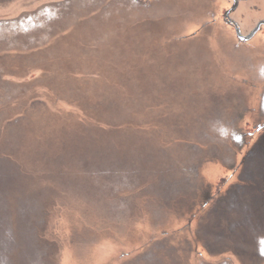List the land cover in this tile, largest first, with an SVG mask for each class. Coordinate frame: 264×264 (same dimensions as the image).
I'll use <instances>...</instances> for the list:
<instances>
[{
  "label": "rangeland",
  "instance_id": "obj_1",
  "mask_svg": "<svg viewBox=\"0 0 264 264\" xmlns=\"http://www.w3.org/2000/svg\"><path fill=\"white\" fill-rule=\"evenodd\" d=\"M203 1L206 0H141L140 2H134V0H0V21L3 22L12 19H29L40 11H68L71 22H76L79 18L78 22L84 21V17L91 19L97 12L104 13L111 10L113 13L109 23L108 21L99 23L95 20L88 22L97 27L95 29L97 31L91 36L78 35L69 39L64 34L56 33L61 29L66 31L69 18L57 25L55 23L53 30L48 29L49 25L46 24L42 26L43 28L26 34L17 35L10 30L5 31L4 36L0 34V43L10 42V47L23 45L26 49H31L30 52L38 57L41 55L46 57L51 52L46 49L52 46L57 38H59L57 40L63 38L57 45V50L64 43L74 44L77 41L80 48L83 46L93 51L94 56L91 58L95 60V63H91L92 66L76 57L68 64H66L67 61L62 62L57 59L59 62L57 61L58 63L54 65L60 69V64L63 63L64 68L60 70L68 71L64 74V78L61 76L58 78L64 79L63 81L69 79L70 82L72 79L76 80L89 68L92 69L87 76L93 77L94 80H91L88 85L84 84L83 88L87 92L93 91L90 95L96 100V106L100 109L94 110L87 107L86 111L94 117H100L103 123H98L84 114L78 107L79 103H75V99L69 104L62 101V96L65 98L66 94L58 90L56 91L59 94H54L45 87L35 86L36 79L50 76L45 69L46 65L21 69L14 78L1 74L0 96L4 94V89L13 90L17 84L29 87V92H26L25 96L11 101L12 106L21 105L23 107L20 112L28 111L30 114L39 110L37 106L30 107L42 101L56 114L73 115L78 126L71 123L69 125L73 129H83L86 126L84 129L88 137L86 142L90 147L100 148L103 151L111 150L117 156L115 160L107 161L108 163L92 158L94 166H99L95 170L89 169L90 171H83L84 168H80L78 164L81 163V157L79 156H74L72 162L69 160L63 162L62 159H46L48 162H45L43 157L52 153L51 149L59 148L58 153L64 154L66 149L63 147V142L68 137L74 139L73 136L78 135L81 130L77 132L52 130L53 128L51 129L44 117L37 115L31 117V121L29 116H26L27 119L24 121L14 122V128L9 125L11 118L3 122V118L0 117V228L10 225L12 218L19 220L16 207L20 204L28 207L29 204H24L26 203L24 201L30 199L32 207H35L34 211L36 210L32 217L33 220L35 219L34 222H37L35 225L37 231L34 233L38 246L40 247L43 242L49 245L47 261L38 259V264H122L140 251L146 253L161 247L170 250L172 249L170 246L179 250L181 264H264L261 257L257 260L248 253H252L251 251L256 248H264V244L258 245L253 242L254 239L242 242L248 252L245 255H238L234 240H230L226 245L217 246L214 244L216 242L202 243L200 236H196V233L200 231L198 227L202 226L203 218L215 209L214 215L217 211H220L217 214L225 211V217L230 224L242 223L243 219L247 220L248 226L253 223L249 228L251 234L253 231L264 230V221L256 218L258 215L255 218H245L246 209L242 208L240 201L236 204L231 198L233 194H242L238 187L245 183L241 180V174L248 167L245 163L249 162L250 158L256 157L258 160L264 158V130L260 132L258 130L260 126L264 127V117L261 119L258 112L259 99L264 93V47L261 44L257 46L258 43L254 46V42L239 47L240 41L233 26L223 19L227 10L233 11L232 19L241 23L243 32L249 33L257 22L264 20V0H237L236 7L232 6L234 0H212L214 3L210 2L207 10L201 9ZM240 1H242L241 4H239ZM209 12H214L216 15L215 25L201 30L213 19ZM195 33L197 37H194ZM52 36L53 40L50 39ZM79 37L83 38L79 40ZM28 38L35 40L29 42ZM66 38L68 39L65 40ZM88 38L97 40L90 41ZM38 45L40 49L34 50ZM44 51L46 53H42ZM24 52L28 51H5L0 55L10 53L17 56L23 53L19 55L22 56L26 55ZM90 55L89 52H85L82 58L89 61ZM48 63V68H52L50 59ZM100 63L101 66H98ZM109 63L111 65L108 66ZM135 65L142 66L143 69L134 72L132 66ZM163 67H166V75L162 72ZM75 68H78L79 75ZM93 71L96 74L92 76ZM57 73H59L58 70ZM158 74L165 75L170 81L176 79L178 83L160 84L157 88L152 87V84L146 85L147 79H152ZM96 79L100 81L99 84H96ZM7 81L10 85L5 83ZM114 83L126 84V87L132 89L135 95L131 99L132 102H123L124 91L120 88L121 92L118 87L112 86ZM98 89V95H95ZM155 89L159 94L154 95L152 99L151 91H156ZM109 90L116 94L108 97ZM172 90L173 93L170 95L169 92ZM142 92L148 93L147 96H141ZM226 98H239L244 102L243 109L247 111L240 120L241 131L237 129L236 123H228V126L222 127L223 130L222 128L213 130L215 125L213 121H219V126H222L227 117L212 118L208 115L212 110L210 107L219 106V112L221 115L224 114V111L229 108L224 106L227 104ZM114 107L124 110L114 116L115 109H112ZM242 107L239 109L242 110ZM229 111L233 112L234 109L229 108ZM22 113L19 114L22 115ZM96 113H100L98 114L100 116ZM19 114L13 115L12 118ZM131 115L142 123H152L158 127H153L155 131H152L153 129L146 128L148 125H139L140 127L135 124L123 125L127 123L125 121ZM39 119L41 121L38 122V127H33L31 122ZM91 125L96 128H92ZM123 130L142 132L146 136L140 152L133 147L130 149L129 160L121 150H117V147L121 149L120 144L124 142L123 139L129 137V134L122 133ZM51 131H54L56 136L52 137ZM237 135L240 138L235 144L233 136L236 138ZM165 140H168L167 145L164 144ZM206 140L213 141L215 144L206 145ZM218 148L222 149L218 150ZM3 151L17 155V158L3 154ZM217 151L221 153L223 160H221L222 157H216L217 159L208 161ZM28 152L36 154L39 158L36 161L26 159ZM143 153H146L145 160H140ZM59 154L54 157L58 158ZM164 155L170 158L167 157V159ZM195 155L198 159L194 160L195 168L191 179L196 183V186L193 185L196 195L192 200L187 196L189 201H184L191 208L179 211V214L165 213L157 221V216L151 210L148 214L144 213L140 200L130 197L131 202L128 206L130 210L125 212L126 215L123 217L124 229L117 228L116 222L111 220V217L114 219L121 217V211L113 208L116 213L112 212L109 206H105L104 202L100 201L102 195H106L104 198L109 197L110 195L107 194H115L126 185V188L135 189L133 192L147 188L155 190L161 185L156 175L169 171L178 178L179 175L181 176L178 170L181 169V164H178L177 158L195 157ZM76 157L79 162H75ZM18 158L28 169L36 170V174L42 167H47V170H52L54 173L61 168V175L65 179L56 174L52 182L62 187L63 191L42 190L37 185L33 191L27 190L26 177L33 174L27 175L20 170ZM137 158L141 166L144 164L148 166L149 173L143 174L139 171L140 165L135 162ZM191 159L193 161V158ZM103 164H108L112 170L101 166ZM128 167L131 171L121 175L123 169ZM165 167L168 169L166 170ZM79 173H81L80 176H78ZM133 174L135 177L129 181L122 178ZM35 177L38 178L34 176V179ZM40 181L41 179H36L37 184H40ZM19 184H26V188H18ZM166 186L171 195L180 189L192 188L187 183L181 184L174 177L168 180ZM258 195L259 205L255 204V209L264 210V199L261 198V194ZM178 200L181 201L174 203L177 204L175 209L182 205L183 199ZM94 201L97 205H94ZM169 202L171 201H164V203ZM202 223L205 224V221ZM223 224L227 222L224 221ZM221 230V228H212L213 240L223 232ZM89 231L93 234L89 235ZM253 237L255 238V235ZM93 239H95L94 242ZM84 242H88V245ZM18 246L14 244L11 247L16 248L14 253L21 255L22 250ZM122 257L123 260H121ZM15 260L20 261L17 257Z\"/></svg>",
  "mask_w": 264,
  "mask_h": 264
},
{
  "label": "crops",
  "instance_id": "obj_2",
  "mask_svg": "<svg viewBox=\"0 0 264 264\" xmlns=\"http://www.w3.org/2000/svg\"><path fill=\"white\" fill-rule=\"evenodd\" d=\"M12 1V0H10ZM137 2V0H134V2ZM3 2V1H2ZM10 3V2H8ZM68 11H46V12H37L34 15L30 16L32 18L29 17L25 18V19H12V20H8V21H0V34H2V36H4V34H6L5 31H9L11 33H16L18 34H26L28 32H32L33 30H37V29H41L43 28L42 26L44 25H49L48 29L50 28L51 30L53 25L56 23H61L64 20H67L68 17ZM111 10L108 12H100V13H94L93 17L90 19L89 17H84V21H79L80 19H76L77 21H67L68 25L66 31H64V29H61L59 31H56V33H61L64 34L66 37H68L69 39H73L74 36H81L83 35L85 37V35L91 36L92 33L96 32L97 30H95L97 27H94L95 25L88 23L91 20H95L98 21L99 23H101L102 21H108L107 23L111 22L110 20L113 18L112 17ZM87 21V22H86ZM55 26V25H54ZM70 29H72L70 31ZM70 31V32H69ZM54 34V33H53ZM58 35V34H57ZM53 36L50 38L52 39ZM62 38V37H61ZM68 38H66L65 40H67ZM83 37H79V40L82 39ZM54 39V38H53ZM52 39V40H53ZM59 39V38H57ZM56 42L48 47L46 50L51 51L48 55H46V57H44L43 55H41L40 57L36 56L35 54H32L33 52H30L31 49H26L25 46L18 45V46H11L10 42H7L5 44L0 43V53L1 52H13V51H28V52H24L26 55H22L19 56L23 53H19L17 56L16 55H10V53H6L4 55H0V76L1 74L3 75H9V78H14L16 77L21 69H25L27 67H31V68H36V67H42L45 66V69H47V72L50 74V76H45L42 78H38L34 81L35 86H42L47 88L49 91L53 92L54 94H59L58 92H61L62 94H66V97L64 98L62 96V101H65L66 103H73V99H75V103H79L78 107L79 109L84 112L85 114V110L87 107H89L90 109H100V107L96 106V100H94V98L92 97L93 91L91 92H87V90H84V84L88 85L90 84L91 80H94L93 77L90 80H87V75L83 76L84 74L80 73V77H77L76 80L73 81V79L70 80L68 79V81H63L64 79L62 78H58V76H61L64 78V74L68 71L66 69L62 70L63 63L60 64V69L57 68V66H55V63H58L60 61H67L66 64L71 62V59H75L79 58L81 61H83L84 63H89L90 66H92L91 63H95V60H93L91 57H93L94 55H92L93 51L92 50H87L85 47L82 46V48L79 47L78 42L75 41L74 44L71 42L70 43H64L63 46L60 47V49H56L57 45L59 43H61V40H57ZM89 39V38H88ZM27 40H29V42L34 41L35 39L32 38H28ZM78 40V41H79ZM90 41L92 40H97L96 38L93 39H89ZM84 41V39L82 40ZM84 43V42H83ZM28 45H32V44H28ZM42 45V44H40ZM40 45H38L37 48H35L34 50H39ZM10 47V48H8ZM85 49V50H84ZM33 50V51H34ZM85 52H89L91 55L89 57V61H86L85 59L82 58V54ZM96 52V51H94ZM29 53V54H28ZM42 53H46L45 51ZM99 55V54H98ZM96 55V56H98ZM36 58H39L38 60H35ZM48 59H50V63L52 64V68H48ZM58 59V60H57ZM100 60V59H99ZM58 61V62H57ZM61 63V62H60ZM111 65V63L108 64V66ZM94 66V65H93ZM101 66V63L98 65ZM30 69V68H29ZM78 68H75L74 70L77 71ZM57 70L59 71V73H57ZM73 71V70H71ZM62 72V73H60ZM78 75H79V71ZM165 75H166V67H163V71H162ZM168 74V73H167ZM164 75V76H165ZM169 75V74H168ZM66 76V75H65ZM158 74V76L152 78V79H147L146 81V85H153L152 87L157 88L160 86V84L165 85V83H178L177 80H172L170 81L168 79V77H164ZM164 77V78H163ZM47 78H49L48 80H50L49 82L47 81ZM98 78V77H96ZM63 83H62V81ZM99 79V78H98ZM96 79V84H99V80ZM101 79V77H100ZM6 84H9L10 82H5ZM4 83V85H6ZM10 85V84H9ZM12 86V85H11ZM13 87V86H12ZM20 87V88H19ZM151 87V86H150ZM98 88V87H97ZM96 88V89H97ZM29 87H24L21 86L19 84H17L13 90L11 89H4V94L2 96H0V104L2 106V109L0 110V117L3 118V122L6 120H9V118H11V122H10V126L15 128V123L17 121H24V119H27V117H22V115H20L22 112L21 111V105H16V106H12L11 105V101L17 100L20 97L25 96L27 93L29 92ZM164 89V88H163ZM58 90V92L56 91ZM148 90V89H147ZM156 91H151L152 93V99L154 97V95L159 94L157 91V89H155ZM86 91V92H85ZM99 89L95 91V95H98ZM170 95L173 93V90L171 92H169ZM167 92V94H169ZM116 93L114 91L109 90L108 91V97H113ZM148 93L142 92L141 96L143 95V97H146ZM262 96V94H261ZM67 98H71L70 100ZM240 98V97H239ZM239 98H226V105L224 106H229V108H233L234 111L230 112L229 108L228 110L224 111V114L221 115V113L219 112V106L217 107H210L212 108L211 113H209L208 115H210L212 118L215 117H219V116H225L226 121L224 122V124L222 126H219L220 123L219 121H213L215 122L214 125V131L218 130V128H224L226 126H228L229 124H238L236 127L239 131L240 130V120L243 117L244 113L247 111L244 108V102L241 101ZM5 99H6V103H5ZM101 99V98H99ZM113 104V103H112ZM111 104V105H112ZM222 104V103H220ZM38 107L39 110L41 111H34L33 113L30 112V114L27 111V116H29L30 121H31V117L33 116H40L41 118L44 117V119L46 120V122L48 123V125L51 127L52 130H66L68 131H73V132H77L78 130H83V129H73L69 123L73 124L74 126H78V122L77 120L73 117V115H59L54 113L53 111H51L47 105L42 102V101H38L36 104L32 105L30 108L33 107ZM243 106V107H242ZM10 107V108H9ZM11 110V108H13ZM110 107V104H109ZM240 107H242V110L239 109ZM9 108V109H8ZM20 108V110L18 109ZM110 109V108H109ZM112 109H115L112 108ZM33 110V109H31ZM35 110V108H34ZM241 110V111H240ZM45 111V112H44ZM258 112H260V118L263 119L264 117V110L262 109L261 106V97L259 99V106H258ZM20 113V114H19ZM15 114H19L17 115L15 118L13 115ZM11 115V116H10ZM48 115V117H46ZM206 115V116H208ZM18 118V119H17ZM16 119V120H15ZM72 122H71V121ZM29 121V119H28ZM41 121V119L37 120V121H32L31 124L33 127L37 126L38 127V122ZM239 122V123H238ZM7 123V122H6ZM7 125V126H9ZM222 128V130H223ZM212 130V131H213ZM211 131V132H212ZM260 132V131H259ZM52 137L56 136L54 131H51ZM74 139L77 140V134H75V136H73ZM72 138V141L74 140ZM25 141V139H24ZM26 142V141H25ZM24 142V143H25ZM209 140H206L205 143H207L206 145H209L210 143H208ZM240 145V144H239ZM199 147V146H198ZM197 149V148H196ZM196 153V151H195ZM167 154V152H166ZM194 154V153H193ZM197 155V154H196ZM194 156H188V157H179L177 158V162L178 164H181V169L179 170V174H181V176L179 175V177L177 178L176 176H174V173H169V171L165 174H158L157 178H159V183H161L160 186H158V188H156L154 190V188L150 189H141L139 192H133L135 189H130V188H126V187H122L120 188L121 190H118L115 192V194H107L110 195L109 197L104 198V196L106 195H102L103 197H101L102 199L100 201H103L105 206H109L110 210H112V212L117 211V209H120L121 211V217H117V218H112L111 220H113L114 222H116L117 224V228H121L124 229L123 226H125V222L123 217L126 215L125 212H128L130 209H128L129 206V202H131V198L133 197L134 199L140 200V204L143 206L142 208H144V213L148 214L150 212V210L153 212V214L155 216H157V221L160 220V217L162 215H164L165 213H172L175 212L177 214H179V211H184L187 210L191 207L188 206L187 203H185L184 201H189V199L187 198V196L192 200V198H194V196L196 195V190L195 187L196 183H194L191 179L192 177V173L194 171V160H197L198 158ZM165 158H170L167 155H164ZM37 155H34V161H36L35 158H37ZM39 158V157H38ZM72 158L73 157H69L66 156V158H58V159H62L63 162L69 160L70 162H72ZM167 158V159H168ZM193 158V161L192 159ZM57 159V160H58ZM56 160V159H55ZM223 160V157L222 159ZM220 160V161H221ZM208 161H212V159L209 158ZM251 161V162H250ZM58 162V161H57ZM75 162H79L78 161V157H76V161ZM80 162H82V160L80 159ZM169 162V160H168ZM250 162V163H249ZM249 162L245 163V165H248L247 170L242 173V178L241 180L244 181L245 183L243 184L242 187H244V189H250L252 190L251 192L254 193V195L259 196L258 194H260V190L262 189V187H264V159H260L258 160V158L254 157V158H250ZM193 164V166L191 165ZM166 170L168 169V167H165ZM163 171V170H162ZM165 171V169H164ZM168 174V175H166ZM173 174V175H171ZM174 177L176 180L180 181V183H187L188 186H192V188H188V189H180L178 190L175 194L173 193V195H171V193L168 191V188L166 186L168 180L170 178ZM151 180L153 181V179L151 178ZM193 182V184H192ZM31 182L27 183V188L30 189L31 188ZM21 184V183H20ZM17 185L18 188H26V184L25 185ZM192 184V185H191ZM67 186V185H66ZM37 187L35 186L33 189H36ZM80 188V187H79ZM143 188V187H142ZM243 189V190H244ZM66 190V189H64ZM151 190V191H150ZM33 191V190H32ZM153 191V192H152ZM76 195V194H75ZM248 195H253V194H248ZM248 195L244 196V197H248ZM78 197V195H76ZM176 196V198H175ZM119 197H121V199H118ZM172 197V199L170 198ZM125 198V199H123ZM179 198L183 199L182 201V205L179 206V208L175 209V205L174 204L176 201L180 202L181 200H178ZM40 201V200H39ZM164 201H171L169 203H164ZM240 203L243 204H247V203H251V201L248 200H239ZM237 200V202H239ZM24 202V204H29L28 207H24L21 206L23 204H20L19 206L16 207V212L19 213L20 219L16 220H12V222L10 223V225H7L6 227H1L0 229V264H38L37 260L38 259H44L47 261V256H48V250H49V245L48 243L43 242L42 244H40V247L38 246V241L35 237V233L37 231V227H35L36 223L33 220V212L35 207H32V201L30 199H26ZM47 202V201H46ZM119 203V204H118ZM193 205V202H191ZM42 204V203H41ZM94 205H97V202L94 201ZM102 205V204H101ZM21 206V207H20ZM100 206V205H99ZM117 206L119 208H117ZM46 208V207H45ZM113 208H115V210H113ZM173 209V210H172ZM212 210V209H211ZM216 210V209H215ZM211 211L210 214L207 213V215L203 218L205 221V224H202V226H199L198 228H200L199 233H196V236H200V241L202 243H210L213 242L214 240L212 239V228H221L223 231L221 234V240H219V243L223 244H228L230 242V240H234V243H242L243 237H248L250 236L249 230H242V228H246V227H251V225L253 223H251V225L248 226V222L247 220L243 219L242 223H228V219H226L225 217V213H221V214H217L220 211H217L216 215H214V211ZM220 210V209H217ZM106 212V211H105ZM213 214V215H212ZM258 215V217L256 218H260V220L264 221V210L259 209L258 211H256L253 214V218H255V216ZM162 220V219H161ZM227 222V224H223V222ZM22 222V223H21ZM21 223V224H20ZM99 226L101 227V224H99ZM203 228V230H201ZM233 229L235 230V232H233ZM93 232L89 231V235H92ZM255 235V239L253 240L254 243H257L259 245V243L264 244V230L263 231H258L255 232L253 231L252 236ZM232 238V239H231ZM260 238V239H259ZM202 239V240H201ZM95 239H93L94 242ZM92 241V240H91ZM82 242V241H81ZM173 242V241H171ZM199 242V241H197ZM216 242V240L214 241ZM246 242V241H244ZM87 243L88 242H84ZM83 243V244H84ZM200 243V242H199ZM14 244H18V248H20L22 250V254L18 255L15 254L13 251L16 249L15 247H11ZM173 245V243H171ZM172 249H167L166 247H161V248H155L152 249L149 252H142L140 251L139 253H136V255L130 257L129 260H125L123 261L122 264H150L151 262H153L152 264H158V260H161L162 263L161 264H169V259L168 257H166V253H171L172 254V260L170 262V264H174V261L176 259L177 264H180V253L179 250L174 251V248L172 246H170ZM259 249H264V248H256L255 250H252L253 253H258ZM145 254V255H144ZM19 258L20 261H16L15 258ZM129 257V256H128ZM261 257V261H264V254L260 256ZM124 258L122 257L121 260H123Z\"/></svg>",
  "mask_w": 264,
  "mask_h": 264
},
{
  "label": "trees",
  "instance_id": "obj_3",
  "mask_svg": "<svg viewBox=\"0 0 264 264\" xmlns=\"http://www.w3.org/2000/svg\"><path fill=\"white\" fill-rule=\"evenodd\" d=\"M132 68H133V71L134 72H139V70L140 69H143V67L142 66H139V65H135V66H132ZM101 70V69H100ZM100 70H99V73H97L98 74V77L100 76ZM92 72V69H88L87 71H84V76H86L88 73H91ZM94 72V74H92V76L93 75H95L96 73H95V71H93ZM91 75V74H90ZM140 77H141V75L140 74H138ZM92 77H90V76H87V79H86V81L87 80H90ZM126 85V84H125ZM125 85H122V84H119V83H114L112 86H114V87H118L119 89L121 88L124 92H123V95L122 96H124L125 98V100H123V102L124 101H126V102H132L131 101V99L135 96L133 93H132V89H130L129 87H126ZM146 86V85H145ZM121 89H120V91H121ZM122 92V91H121ZM135 93V92H134ZM124 109H116V107H115V110H113L114 111V115H118V113L119 112H122ZM117 111V112H116ZM126 111V110H125ZM127 112V111H126ZM23 113H25L24 115H23ZM22 113V117H25V116H27V112H23ZM85 114L88 116V117H91L92 118V120H94V121H96V122H98V123H103L102 122V120L100 119V117H94V116H92V115H90V114H88V112L85 110ZM97 115L98 114H100V113H96ZM130 115V114H129ZM128 115V116H129ZM98 116H100V115H98ZM151 121V120H150ZM127 123L126 124H123V125H128V124H135L136 126H138V127H140L139 125H148L146 128H148V130H152V131H155V129L153 128V127H158L157 125H152V123H142L141 121H139L137 118H133V116L131 115V117L126 121ZM141 130V129H140ZM156 131H158V130H156ZM87 133L85 132V131H83V130H81L80 131V133L77 135V140H73L72 141V137H68V139L67 140H65L64 142H63V147L66 149L65 151H64V154H59L58 152H59V148H54V149H51V152L52 153H48L45 157H43V159H45V162H48L46 159H51V160H53V159H58V158H66V156H69V157H74V156H81V153H83V155L85 156V153L88 151V143L86 142L88 139V137H87V135H86ZM129 134V137H126V139L124 138H122L123 139V141L124 142H122L120 145H121V149L120 148H118L117 147V150H121L122 151V153L123 154H125V156L128 158V160H129V152H130V149L133 147V148H135V149H137V150H139V152L141 151V146H142V142L144 141V138L146 137L145 135H144V133H142V132H129L128 133ZM52 135V134H51ZM144 135V136H143ZM59 137H61V136H59ZM97 137H99V136H96V138ZM62 138V137H61ZM95 138V137H94ZM100 138V137H99ZM121 138V137H120ZM128 139V140H127ZM114 140V139H113ZM104 141H107V140H104ZM117 142L119 141V140H116ZM165 143L164 144H168L167 142H168V140H165L164 141ZM25 146L27 147V145L25 144ZM35 146V145H34ZM34 146H33V148H34ZM29 148H30V146H28ZM114 147H115V145H114ZM24 150H25V148H24ZM31 150V149H30ZM12 151H15L14 149H12ZM22 152V151H21ZM33 152V151H32ZM30 153V152H28L29 154L27 155V157H26V159H31V160H33L34 161V155H33V153ZM14 154H15V152H13ZM3 154H5V155H7V156H11V157H14V158H17V155H13V154H10V153H7V152H4L3 151ZM56 154H59L58 155V158L57 157H54V156H57ZM22 155V154H21ZM36 155V154H35ZM24 156H26L25 154H24ZM82 157V156H81ZM141 158H139L140 160H145L144 158L146 157V155H145V153H143L141 156H140ZM35 159H38V157L37 158H35ZM139 159L137 158L136 160L137 161H135V162H137L139 165H140V162H139ZM18 160L20 161V164H19V166H20V170L22 171V172H24V174L26 173L27 175H29V174H33V175H31L30 177H26L27 179L25 180V182H27V183H29V182H31L30 184H31V188L30 189H28L27 188V190H34L33 188H34V186H36L37 185V187H39V188H42V190H54V189H56V192H60V191H63V188L62 187H60L57 183H54V182H52L53 180H55V178H56V174H58V175H60L62 178H64L61 174V168H59L58 170H56L57 172H52V170H47V167H42L39 171H37V173L38 174H36V170L35 171H33L32 169H28L26 166H25V163L24 162H22V160H20L19 158H18ZM79 166H80V168L81 169H83V171H85L87 168H89V169H91V166H93L94 165V162L92 161V159H86V161L85 162H81V163H79L78 164ZM67 166V165H66ZM97 166V165H96ZM90 171V170H89ZM21 173V172H20ZM22 174V173H21ZM51 174V175H50ZM81 175V173H79V175L78 176H80ZM20 176H22V175H20ZM34 176H38V178L37 177H35V179H34ZM76 176V175H75ZM23 177V176H22ZM80 178V177H79ZM21 180H23L24 178H20ZM36 179H41V183L40 184H37L36 183ZM65 179V178H64ZM65 185V184H64ZM260 194L264 197V187H262V189L260 190ZM12 220H14V218H12ZM17 220V219H16Z\"/></svg>",
  "mask_w": 264,
  "mask_h": 264
},
{
  "label": "flooded vegetation",
  "instance_id": "obj_4",
  "mask_svg": "<svg viewBox=\"0 0 264 264\" xmlns=\"http://www.w3.org/2000/svg\"><path fill=\"white\" fill-rule=\"evenodd\" d=\"M141 0H137V2H140ZM230 1V0H229ZM210 2L212 3H214V1H212V0H206V1H203L202 3H201V5H202V8L201 9H203V10H207L208 9V7L207 6H209V4H210ZM233 2V4H232V6L233 7H236V6H238L237 5V3L238 2H235L234 3V1H232ZM242 3V1H240V3L239 4H241ZM238 9H239V7H238ZM238 12V11H237ZM232 13H233V11L232 12H230L229 10H227L226 12H225V14H224V16H223V19L229 24V25H231V26H233V28H234V30H235V33H236V35H237V37H238V39H239V41H240V43H239V47H242L243 45H246V44H249V43H253L254 42V46H255V43L257 44V46H259V44H261V45H263V47H264V20H260L259 22H257L253 27H252V29H251V31L249 32V33H245V32H243V30L241 29V27H240V25H241V23L240 22H238L237 20H234V19H232ZM209 14L211 15V21H209V22H207L203 27H202V29L201 30H205V29H208V28H210L212 25H215V21H216V15H215V13L214 12H209ZM242 26V25H241ZM196 34L197 33H195L194 34V37H197L196 36ZM261 106H262V109L264 110V93H262V96H261ZM257 129V128H256ZM258 130L259 131H263L264 130V127L262 128V126H260V128H258ZM240 138V136L239 135H237L236 136V138H234V136H233V141L235 142V144L237 143V141H238V139ZM240 141V140H239ZM208 143H211L210 145H214L215 144V142H213V141H210L209 140V142ZM210 149V148H209ZM222 149V148H221ZM220 148H218V150H221ZM211 150V149H210ZM210 153H211V151H210ZM146 154V153H145ZM221 153L219 152V151H217L216 153H214L211 157H210V159H214V158H221L222 156L220 155ZM216 158V159H217ZM145 159V158H144ZM262 159H264L263 157H262ZM138 167V166H137ZM147 169H148V166L147 165H143V166H141L140 165V168H139V171L140 172H142L143 174H147V173H149L148 171H147ZM86 170H89V168H87ZM146 170V171H145ZM139 173V172H138ZM121 175H122V173H121ZM151 175V174H150ZM155 176V175H154ZM157 176V175H156ZM108 177V176H107ZM132 177H135L134 176V174L132 175V176H129V177H122L123 179H125V180H127V181H129ZM139 177H141V175L139 174ZM244 187H242V186H239L238 187V190L240 191V192H242V194H240V195H235V194H233V195H231L232 197V199H233V202H235L236 204L237 203H239V202H237V200L239 201V200H248V201H251V203H247V204H243V203H240V205L242 206V208L244 209H246V211L244 212V214L245 215H247L245 218H253V214L256 212V211H258L259 209H255V204L256 205H259V203H258V200H260V197L259 196H257V195H254V193H252L251 191L252 190H250V189H244ZM249 190V191H248ZM248 194H253V195H248ZM246 195H248V197H244V196H246ZM261 198L262 199H264V197L263 196H261ZM220 201H221V199H220ZM238 208V207H237ZM223 213H225V211L223 212ZM222 213V214H223ZM249 228H251V227H246L244 230H250ZM215 229H217V228H215ZM233 232H235V230H233ZM250 234V236H248V237H243L242 238V240H243V242L244 241H246V242H249V240H252V239H255L253 236H252V234L251 233H249ZM221 235L222 234H220V235H218L216 238H215V240H216V243H214V244H217V246H219V245H222V243H219V240H221V239H223V238H221ZM213 238V237H212ZM214 240V241H215ZM213 241V242H214ZM235 244H236V246H237V253H238V255H245L247 252H248V250L247 249H245L244 247H243V243H237V242H235ZM211 246H212V244H211ZM174 251H177L175 248H174ZM185 252V251H184ZM252 252V251H251ZM250 255H252V257H255L257 260H258V258L261 256V255H263L262 253H261V249H259V251H258V254L256 253H254V254H252V253H250V252H248ZM166 257H168V259H169V264H170V262H171V260H172V254L171 253H166ZM252 261H255V260H252ZM153 262H151L150 264H152ZM162 263V261L161 260H158V264H161ZM182 262H181V257H180V264H181ZM174 264H177V261H176V259H175V261H174Z\"/></svg>",
  "mask_w": 264,
  "mask_h": 264
},
{
  "label": "water",
  "instance_id": "obj_5",
  "mask_svg": "<svg viewBox=\"0 0 264 264\" xmlns=\"http://www.w3.org/2000/svg\"><path fill=\"white\" fill-rule=\"evenodd\" d=\"M234 1L237 2V0H234ZM114 116H116V115H114ZM115 125H118V124H115ZM92 128H96V127H93L92 126ZM84 129H86V126H84ZM129 132H130V130H125V131L123 130L122 131V133H124V135L125 134H128ZM131 132H136V131H133L132 130ZM87 148H88V151L85 153V156L83 155V153H81V156L82 157L79 156V157H81V160L84 161V162L86 161V159H92V158H94V159L104 160L106 163H108L107 161L115 160V158L117 157L114 154V152L111 151V150L103 151V150H100V148H98V149L97 148H94L93 149L92 147H90V145H88ZM97 166H99V165H97ZM97 166H94L93 165V166H91V169L92 170H95ZM101 166H103L104 168L106 167L107 169L110 168L112 170L111 166L108 167V164H103ZM129 171H131L129 169V167L127 169H123V173L122 174L128 173ZM123 187H127V185L126 186H123Z\"/></svg>",
  "mask_w": 264,
  "mask_h": 264
},
{
  "label": "snow or ice",
  "instance_id": "obj_6",
  "mask_svg": "<svg viewBox=\"0 0 264 264\" xmlns=\"http://www.w3.org/2000/svg\"><path fill=\"white\" fill-rule=\"evenodd\" d=\"M261 253L264 254V249H261Z\"/></svg>",
  "mask_w": 264,
  "mask_h": 264
},
{
  "label": "bare ground",
  "instance_id": "obj_7",
  "mask_svg": "<svg viewBox=\"0 0 264 264\" xmlns=\"http://www.w3.org/2000/svg\"><path fill=\"white\" fill-rule=\"evenodd\" d=\"M16 253H17V252H16ZM16 253H15V254H16Z\"/></svg>",
  "mask_w": 264,
  "mask_h": 264
}]
</instances>
